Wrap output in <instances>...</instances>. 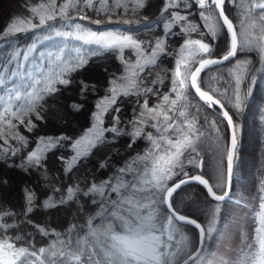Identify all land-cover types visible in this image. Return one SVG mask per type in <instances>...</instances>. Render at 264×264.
<instances>
[{
    "label": "snow or ice",
    "instance_id": "obj_1",
    "mask_svg": "<svg viewBox=\"0 0 264 264\" xmlns=\"http://www.w3.org/2000/svg\"><path fill=\"white\" fill-rule=\"evenodd\" d=\"M130 2L133 4L131 14L135 15L138 9L143 10L148 6L149 0H130ZM227 2L232 4L234 0H227ZM225 4L226 0H172L171 4H165L163 12H168L169 7L180 9V6L183 5L181 10H184L191 9L193 5H196L200 19L205 21L206 32L199 33L200 39L184 40L180 48V59L176 61L175 70L172 73L170 93L162 95L154 93L152 87L139 88L137 81L141 79L139 73L143 72L145 67L155 65L161 55H172L164 47V38L169 35L188 34V26L182 27L180 33H173L168 27L169 23L187 21V16L180 15L179 11L169 13L171 20L164 23V38L158 37L154 40L141 41L127 33L133 32V30L137 33L140 31L150 32L157 25L147 16H144L142 21L120 19L119 17L113 21V15L117 10H123L121 15L129 14L128 4L122 3L121 0H113L111 5H109V0H64L59 7L56 5V0H51L48 5L40 4L39 7H32L30 9L33 14L32 18L10 23L4 33L0 34L2 38L7 39L22 32L42 29L51 35L74 38L81 41L83 45L91 46L87 49L82 46L75 51L74 55L68 54L64 49L57 50L53 54L51 71L42 73L39 78L34 79L33 83L29 85L31 91L17 90L14 94L15 100L23 101L15 106V110L12 106V95H9L7 99L0 96V108H2L0 123L6 125L8 129L16 128L13 118L21 125H24L25 119H27L26 130L29 133L33 132L37 128V123L45 119V116L41 114L45 112V96L58 93L57 85L67 88L72 84L71 74L87 67L93 57H99L108 51L115 52L124 64L126 73L131 72L130 77L126 75L110 81L112 87L107 89L106 95L96 101L95 111L91 113L92 127L86 129L81 137L72 141L71 137L64 135L40 136L37 138L36 148L22 157L20 163L10 164L9 167H17L25 173H28L30 169H43L45 154L56 149L57 146H63V141L66 140L72 141L70 147L75 154L71 160L79 162L81 157L89 155L92 149L109 142L105 138V133H112L114 140L125 134L124 129L118 127L120 124L118 115H112L111 125L107 128L103 126L102 119L103 114L117 104L120 95L139 97L153 94L158 95L159 100L158 104L149 108L146 98L142 104L137 99L140 111L137 115L134 108L133 119L128 121L132 127V130L126 133L131 137L128 147L131 148L136 139L142 135L151 144V148L146 150L143 156L137 155L135 161L117 169L120 176L131 173L133 176L131 181L113 177L100 181L99 186L96 182H90V186L86 190H80L78 186L75 189L69 186L66 196L62 195L58 201L49 203L52 197L43 201L42 207L47 209L66 205L74 199L78 200L77 193L83 197H93L90 202L92 205H96L99 211L95 216H89L86 219L84 225L87 229L86 235L83 238L76 237L74 250L65 252L63 247L73 248L72 234L78 227L75 224L66 229L68 239L59 241L62 245L61 249H56L54 245H50L47 250L45 247L37 249L31 239H24L19 235L14 237L16 241L20 242L21 246L19 247L15 243L8 242L7 239L0 240V264H67L69 258L76 264H199L204 256L203 246L214 233L219 222L222 202L231 193L235 160L243 131L239 123V115L243 113L246 101L251 95L252 86L256 80L254 74L256 68L260 59L264 58V0H251L248 3L242 13L244 19L240 20L241 32L239 36L232 19L226 14ZM85 9L92 11L96 16L104 17L103 20L98 18L91 21L94 24L120 23L129 25V27L93 31L75 22L77 18L90 19ZM33 18L37 20L36 23L32 22ZM57 19L66 24L70 30H57L55 24L50 23ZM213 20L215 23H208ZM17 23L22 26L18 27ZM256 24L261 26V31L253 38L250 26ZM190 30L196 32L197 28L191 27ZM221 31H226L229 34L228 46L225 54L219 58H213L214 47L212 44L204 42V38L207 36L214 41ZM34 47L33 44L25 49L14 51L10 61L26 60L28 52L34 50ZM126 48L131 49L136 55L134 69L123 57ZM146 52L147 56H145ZM185 52H187V58L183 55ZM238 52L245 58L236 61L233 71L229 73L226 86L222 90L214 89L213 84L216 82V78L212 77L210 83L206 85L209 90H202L201 84L198 82L201 73L206 68L236 58ZM249 53L256 54L255 62L249 58ZM142 59L145 61L144 63H141ZM182 65L186 68L185 74L181 72ZM2 72L3 69L0 68V84L5 83L6 79ZM9 74L15 76L17 72L13 71ZM118 80L125 81V83L117 87ZM151 83L155 85L162 81L157 79ZM189 87L208 109L216 107L220 109L218 114L213 111V115L218 116V119H209L207 115L203 117L204 124L201 125V128H204L205 131H201V128H197L193 123H188L186 130L174 123H169L172 117L162 107V105H168L169 110L175 108L178 101L184 100ZM90 90L95 91V85L84 81L79 82V96H86ZM170 94H175L176 98L170 99ZM218 96L227 97V99L222 102L221 98H217ZM226 103L230 104L233 110L231 114L225 107ZM82 106V101L71 103L68 106L69 112L79 113L82 111ZM119 111V108L115 109L116 113ZM199 111V108H196V112L199 113ZM178 115L183 117L185 113L180 111ZM33 116L37 123L33 122ZM147 119L153 121L151 127L156 129L160 137L159 141L153 138L151 132L143 133L141 131ZM197 123H199L198 120ZM222 125L226 126V131L222 129ZM169 131L172 134H178L181 139H167L162 135ZM3 135L4 133L0 132V136ZM210 138L214 147V167L212 169L214 184H210L203 175L189 176L184 170L186 166H191L194 169L202 167L203 161L198 148L202 147ZM12 139L18 141L21 148L28 143L26 137L19 134L13 136ZM165 140L166 147L162 148L161 141ZM5 142L7 141L5 140ZM153 149L163 151L165 155H157ZM19 152L20 148L13 149L10 156L15 157ZM4 156L5 158L9 157L7 149H4ZM0 159L6 162V159ZM59 159L64 161L62 156ZM131 163L137 164L136 169L131 167ZM106 166L105 162L100 164L101 168ZM72 167H74L73 164H67L65 171H71ZM178 176L186 178H181L178 181L173 180V177ZM114 179L118 181L117 185H113ZM169 181H172L171 186H169ZM190 182H197L204 186L207 194L215 201L203 209L204 226L196 219H189L180 214V210L173 207L174 194L183 185ZM105 190L108 192L107 196ZM25 191L24 214L26 215L34 210L35 193ZM53 191L60 192V189L54 188ZM112 192H118L121 195L117 199H111ZM79 210L84 211L83 205ZM11 216L14 214L9 212L3 214L4 218ZM96 218H99L101 223L93 226V221ZM183 225H193L198 230V237L192 242L191 248L186 243L187 237H183V241H177L176 234L181 233ZM0 227L6 232L8 229L15 228L16 225L4 223ZM37 227L39 228V226ZM39 231L44 236L49 235V232L43 229H39ZM53 234L57 237L60 236V233H55L54 230ZM46 252L47 255H45ZM40 256L45 258L40 259ZM248 264H264V238L261 239L259 257L248 261Z\"/></svg>",
    "mask_w": 264,
    "mask_h": 264
},
{
    "label": "trees",
    "instance_id": "obj_2",
    "mask_svg": "<svg viewBox=\"0 0 264 264\" xmlns=\"http://www.w3.org/2000/svg\"><path fill=\"white\" fill-rule=\"evenodd\" d=\"M5 2V5L0 3V8L4 7L6 9L0 10V34L4 33L10 23L32 18L33 14L30 11L32 7H39L40 4L48 5L51 0H9V2L5 0ZM63 2L64 0H56L57 7ZM121 2L128 4L129 14L121 15L123 10H117L116 14L113 15V21H116L118 17L120 19L142 21L143 17L147 16L150 21L157 25L150 32L140 31L137 33L133 30V32L127 33L141 41L154 40L158 37L164 38V23L171 20L170 12L179 11L180 15L187 16V21H178L175 24L169 23L168 25L173 33H180L181 28L184 26L189 27V32L186 35H169L164 38V47L172 55H161L155 65L145 67L144 71L140 73L141 79L137 81L138 87L141 89L152 87L153 92L158 93V95L170 93L172 73L175 70L181 45L185 39H200L199 33L206 32L205 21L200 19L196 5H193L191 9L184 10H181L183 5L180 6V9L169 7L168 12H163L162 9L165 4H171L172 0H149L145 9H138L136 14L133 15L131 14L133 4L130 0H121ZM250 2L251 0H234L232 4H229L226 0L225 11L234 21L239 32L241 29L240 20L244 19L242 13ZM112 3L113 0H109V5ZM85 11L90 19L77 18L75 22L93 31L129 27V25L120 23L94 24L91 21L98 18L103 20L104 17L96 16L88 9H85ZM32 22L36 23L37 20L33 18ZM50 23H54L57 29L70 30L59 19ZM17 26L21 27L22 25L17 23ZM191 27H196L197 31L192 32ZM47 34L50 33L46 30L35 29L19 33L7 39L2 38V35H0V68L3 69L5 65L14 68L15 60L10 61L14 51L25 49L29 45L38 42L33 55L28 59L29 65L26 67V72L32 70L37 77H40L42 73L49 72L53 68L52 58L57 50L64 49L68 54L74 55L75 51L82 46L85 49L91 47L83 45L81 41L64 40L61 37L40 42V39ZM204 41L213 45V57H220L225 54L227 49L229 34L226 31H221L214 41L207 36H205ZM248 56L254 62L256 61V54L249 53ZM123 57L128 63L136 59V55L132 50L127 48L124 49ZM244 58V55L238 52L236 58L204 70L199 78L201 87L209 90L206 85L210 83L212 77H215L216 82L213 84V88L222 90L229 80V73L233 71L234 62ZM127 73L117 53L105 52L99 57L91 58L87 67L72 73L73 83L67 88L57 85L58 93L45 96V112L41 113L45 116V119L37 123L35 117H32L33 122L37 123V128L33 132L29 133L26 130L27 119H25V124L21 125L13 118V124H16L15 129H8L6 125L0 123V132L4 133L3 136H0V158L6 159V162L0 159V225L4 223L16 225L15 228L8 229L6 232L0 227V239H8L19 247L21 246L20 242L14 239L15 236L19 235L24 239H31L37 249L45 247L47 250L50 245H54L56 249H61L62 245L59 241L68 239L66 229L75 224L78 227L72 234L73 248L63 247L65 252L72 251L75 247L76 237L83 238L86 235L87 229L84 227L86 219L89 216H95L99 211L98 207L90 202L93 197H83L77 193L78 200L74 199L66 205H58L55 208L47 209L42 207L43 201L48 200L49 197H52L49 203L58 201L62 195L66 196V190L69 186L74 189L78 186L80 190H86L90 186V182H96L99 186L100 181L113 177L124 178L126 181L133 179L131 173L120 176L117 169L135 161L137 155L143 156L146 150L151 148V144L142 135L129 148L131 137L126 133L130 132L132 127L128 121L133 119L134 108L137 115L140 111V105L136 102L137 99L142 104L146 98L148 107L151 108L159 103L158 95L146 94L139 97L120 95L117 104L104 114L103 126L110 127L112 115H118L120 119L118 127L123 128L125 134L114 140L112 133H105V138L109 142L98 145L91 150L89 155L81 157L79 162L71 160L75 153L70 147L72 141L81 137L86 129L92 127L91 113L95 111L96 101L106 95L107 89L112 87L110 81L117 77H124ZM254 74L256 80L252 86L251 95L246 101L243 113L239 115V123L243 131L235 160L231 195L222 202L219 222L216 230L203 246L204 256L199 264H248V261L254 259L257 226L255 213L260 208L264 191V58L260 59ZM157 79L162 83L153 85L151 82ZM33 81V78L29 80L31 84ZM80 81L95 85L96 90H90L86 96H79ZM123 83L125 81L118 80L116 86ZM218 98H221L222 102L227 99V97L219 96ZM81 101L83 102L82 111L70 113L69 104ZM21 103L23 101L16 100L12 102L13 110H15L16 105ZM225 106L230 113L233 111L230 104L226 103ZM116 108L120 109L119 113L115 112ZM196 108H199V113L196 112ZM0 111H2V108H0ZM180 111L185 113L183 117L178 115ZM213 111L219 113L217 108L208 109L189 87L182 103L171 110L170 117H172V120L169 123H174L185 130L188 123H193L197 128H201V125L204 124L203 117L205 115L209 119H218V116L213 115ZM197 120L199 123H197ZM152 122L151 119H147L141 131L143 133L151 132L153 138L159 141L160 137L156 129L151 127ZM221 127L226 131V126L222 125ZM201 131H205V129L201 128ZM17 134L26 137L28 143L25 147L21 148L19 142L12 139ZM61 135L71 137L72 141H63V146H57L56 149L48 151L45 154V167L43 169H30L28 173H25L17 167H9L10 164L20 163L22 157H25L28 152L36 148L38 137H57ZM162 135L166 136L167 139H181L178 134H172L170 131L162 133ZM161 147H166V140L161 141ZM16 148H20V152L15 157H11L10 152ZM4 149L9 152L7 158L4 156ZM153 151L159 152L158 149H153ZM198 151L203 161L202 167L194 169L191 166H186L184 170L189 176L202 173L210 180L211 184H214V173L212 171L214 167V147L211 138L202 147L198 148ZM61 156L64 157V161L59 159ZM102 162H105L107 166L101 168L100 164ZM69 163L73 164L74 167L71 171H65ZM132 165L134 166L133 169H136L137 164L131 163ZM181 178L184 177H173V180L178 181ZM168 183L170 186L172 181ZM113 184H118V181L114 179ZM54 188H59L60 192H54ZM25 190L35 193L34 210L26 215L24 214L26 207ZM105 192L107 196V190ZM120 195L121 193L112 192L110 198L117 199ZM95 198L98 199V197ZM172 199L174 208L180 210L182 214L197 218L203 225L205 224L203 209L206 205L215 203L207 194L206 189L199 183L182 187L174 194ZM81 205L84 208L83 212L79 210ZM5 212L13 213L14 216L4 218L3 214ZM100 223V219L96 218L93 221V226ZM39 229L49 232V235L44 236ZM53 230L55 233H60V236L57 237L53 234ZM176 237L177 241H183V237H187L186 243L191 248L192 242L198 237V230L192 225H183L181 233H177ZM45 255H47V252ZM41 257L45 258L44 256ZM67 264H76V262L71 261L69 258Z\"/></svg>",
    "mask_w": 264,
    "mask_h": 264
},
{
    "label": "rangeland",
    "instance_id": "obj_3",
    "mask_svg": "<svg viewBox=\"0 0 264 264\" xmlns=\"http://www.w3.org/2000/svg\"><path fill=\"white\" fill-rule=\"evenodd\" d=\"M7 2H9V0H7ZM0 3L5 5L6 2H5V0H0ZM1 8H0V10H6L4 7H1ZM42 11H44V10H42ZM208 23H210V24L215 23V21L213 20V21H210ZM57 30L65 31L68 29H64V30L57 29ZM250 30L253 33V38H255L260 33L261 26L259 24H256L254 26H250ZM97 32H99V31H97ZM240 32H241V29H240ZM240 32L238 31V36H239ZM54 38H59V36L47 34L43 38L40 39L41 40L40 42H43V40H46V39H54ZM61 38H63L64 40L74 39V38H68V37H61ZM74 40H76V39H74ZM64 43L65 42L63 41V44ZM37 44H38V42L34 44L35 45L34 50H30L28 52V58L26 60H24V59H20L19 61L15 60L16 64H15L14 68H10L9 65H5L3 67L2 74L6 77V79H5V83L0 84V96H3V97H5V99H7V97L9 95H12L13 96L12 102H14V101H16L14 98V94L17 92V90H20L21 92H23L24 90L31 91V89L29 88V85L31 84V82H29V80L32 78L34 80V79L39 78V77H37L32 70H28L26 72V67L29 65L28 59H29V57H31L33 55V53L37 47ZM183 55L185 58H187V52H185ZM145 56H147V53H145ZM178 59H180V52H179ZM135 61H136V59L132 62H129L130 67L133 69L135 68ZM236 61L234 62V65H235ZM144 62L145 61L142 59L141 63H144ZM17 65H18V67H17ZM234 65H233V67H234ZM13 71L17 72V74L15 76H12L9 74L10 72H13ZM181 72H182V74L186 73V68L183 65L181 66ZM140 73H139V75H140ZM127 76H129V77L131 76L130 71L127 73ZM117 87H119V86H117ZM175 98H176L175 94H170V99H175ZM181 103H182V101H178L177 106H179ZM162 107H163L164 111H167L168 115L171 116L170 115L171 110H169V106L168 105H162ZM174 109L175 108H173L172 110H174ZM177 112H178V110H177ZM104 114L102 116V119H104ZM157 155H165V153L163 151L159 150ZM131 167L134 168L133 165ZM122 180H125V179L123 178ZM113 185H117V184H113ZM255 214H256L257 226H256V232H255L256 248H255L254 259L258 258L260 255L261 239L264 238V191H263V200L261 202L260 208L258 211H256ZM0 240H2V239H0ZM8 241L13 243L10 240H8ZM40 259H43V258L40 256Z\"/></svg>",
    "mask_w": 264,
    "mask_h": 264
},
{
    "label": "water",
    "instance_id": "obj_4",
    "mask_svg": "<svg viewBox=\"0 0 264 264\" xmlns=\"http://www.w3.org/2000/svg\"><path fill=\"white\" fill-rule=\"evenodd\" d=\"M227 14V13H226ZM230 18V17H229ZM231 19V18H230ZM233 21V20H232ZM233 23H234V21H233ZM234 25H235V23H234ZM236 26V25H235ZM213 58H216V57H213ZM231 60V59H230ZM226 62H228V61H224L223 63H226ZM223 63H221V64H223ZM218 65H220V64H218ZM213 66H216V65H213ZM207 69V68H206ZM205 69V70H206ZM199 82V81H198ZM202 88V90H206V89H204L203 87H201ZM206 91H208V90H206ZM198 97V96H197ZM218 98V97H217ZM226 107V106H225ZM217 109H218V111H220V109L218 108V107H216ZM231 114V113H230ZM197 174H200V175H203L202 173H196V174H194V175H197ZM204 176V175H203ZM184 178H186V177H184ZM204 178L205 179H208L206 176H204ZM209 180V179H208ZM192 183H197V182H190V183H188V184H185V185H183L182 187H184V186H186V185H189V184H192ZM209 183L211 184V182H210V180H209ZM171 186V185H170ZM204 187V186H203ZM205 188V187H204ZM206 189V188H205ZM231 191H232V189H231ZM230 195H231V193H230ZM230 197V196H229ZM228 197V198H229ZM227 198V199H228ZM180 214H182V213H180ZM182 215H185V214H182ZM186 217H188L189 219H194V218H192V217H190V216H188V215H185ZM197 222L198 223H200L198 220H197ZM201 224V223H200ZM202 225V224H201ZM193 226V225H192ZM203 226V225H202ZM2 240H4V239H2ZM9 242V241H8Z\"/></svg>",
    "mask_w": 264,
    "mask_h": 264
},
{
    "label": "bare ground",
    "instance_id": "obj_5",
    "mask_svg": "<svg viewBox=\"0 0 264 264\" xmlns=\"http://www.w3.org/2000/svg\"><path fill=\"white\" fill-rule=\"evenodd\" d=\"M237 33H238V31H237ZM216 58H219V57H216ZM224 64V63H223ZM221 65V64H220ZM211 67H213V66H211ZM215 190V189H214ZM210 197V196H209ZM211 198V197H210ZM212 199V198H211ZM188 216H190V215H188ZM190 217H192V218H194V219H196V220H198L197 218H195V217H193V216H190ZM199 221V220H198ZM200 222V221H199ZM202 225H203V223L202 222H200ZM204 226V225H203Z\"/></svg>",
    "mask_w": 264,
    "mask_h": 264
}]
</instances>
